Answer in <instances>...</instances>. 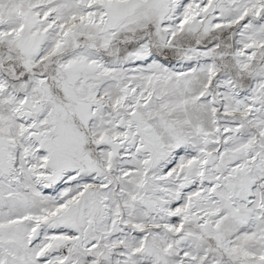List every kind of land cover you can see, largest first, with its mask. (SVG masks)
Listing matches in <instances>:
<instances>
[{"label":"snow or ice","instance_id":"6c2138e0","mask_svg":"<svg viewBox=\"0 0 264 264\" xmlns=\"http://www.w3.org/2000/svg\"><path fill=\"white\" fill-rule=\"evenodd\" d=\"M0 264H264V0H0Z\"/></svg>","mask_w":264,"mask_h":264}]
</instances>
